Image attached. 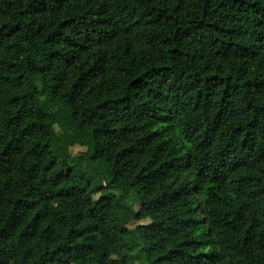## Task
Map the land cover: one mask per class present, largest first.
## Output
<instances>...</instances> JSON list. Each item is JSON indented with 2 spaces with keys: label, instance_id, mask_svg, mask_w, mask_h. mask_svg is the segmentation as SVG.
Instances as JSON below:
<instances>
[{
  "label": "trees",
  "instance_id": "1",
  "mask_svg": "<svg viewBox=\"0 0 264 264\" xmlns=\"http://www.w3.org/2000/svg\"><path fill=\"white\" fill-rule=\"evenodd\" d=\"M137 239L142 264H264V0H0V264Z\"/></svg>",
  "mask_w": 264,
  "mask_h": 264
},
{
  "label": "rangeland",
  "instance_id": "2",
  "mask_svg": "<svg viewBox=\"0 0 264 264\" xmlns=\"http://www.w3.org/2000/svg\"><path fill=\"white\" fill-rule=\"evenodd\" d=\"M86 149L85 147L81 146V145H75L73 147L70 148V152L72 156H77L78 154L85 152ZM97 184H100V181H97ZM106 193L111 192L110 190H105ZM125 202L129 205L130 209L133 211H137L140 207V204L137 202L136 200V196L135 194H130V196H128L125 200ZM148 221H136L134 219H131L128 221V228L131 230H136L137 226L139 224H145ZM138 243L137 246H135L133 249H128L126 250V252H128L130 254V263L131 264H142V259H143V254L140 253L139 249L141 247L142 242L139 241L140 239H137ZM134 258V261H132V259Z\"/></svg>",
  "mask_w": 264,
  "mask_h": 264
}]
</instances>
